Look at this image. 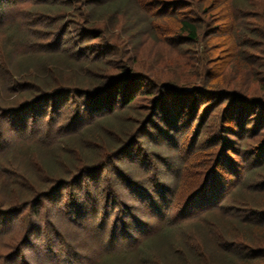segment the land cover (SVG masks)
I'll use <instances>...</instances> for the list:
<instances>
[{"label":"trees","instance_id":"16d2710c","mask_svg":"<svg viewBox=\"0 0 264 264\" xmlns=\"http://www.w3.org/2000/svg\"><path fill=\"white\" fill-rule=\"evenodd\" d=\"M0 41V264L264 261L263 239L242 237L253 253L237 236L264 231V0H0ZM169 64L187 67L181 79ZM219 111L238 143L224 126L204 143ZM213 146L235 180L204 179L185 200L190 165ZM162 149L179 160L169 181ZM39 159L50 182L30 188ZM209 218L225 224L212 232ZM81 223L91 234L77 243Z\"/></svg>","mask_w":264,"mask_h":264},{"label":"rangeland","instance_id":"374dc122","mask_svg":"<svg viewBox=\"0 0 264 264\" xmlns=\"http://www.w3.org/2000/svg\"><path fill=\"white\" fill-rule=\"evenodd\" d=\"M151 11H152V13H154V12L157 13L158 12L157 9L151 10ZM76 23H77V21H76ZM58 27H59V29H61V25H58ZM163 27H165V26H163ZM171 31L172 30H170V32ZM216 40H218L216 42V44H218V46H223V45H221L220 42H225L224 39H223V41H220L219 38H217ZM95 42H100V41H95ZM0 48H1V41H0ZM218 48L219 49H222L221 47H218ZM193 49L196 50L195 48H193ZM154 56H156L155 53L152 54V57H154ZM190 57H192V55H190ZM163 59H164V57L162 58V62L166 61L165 59L164 60ZM0 62H1V56H0ZM183 63H185V62H183ZM218 64H220V63H218ZM229 66H231V64ZM175 67H178L180 69V71L178 72V74H176V73H173V74L177 75L176 76V79H181V75H183L186 72V69H187V67H185L184 65H181V64L178 65V66L177 65H173V66L170 65V66L166 67L167 70H164V71H167V72H172L173 71L174 72L173 68H175ZM229 68L231 70V67H229ZM229 68H228V70L226 72V74H228V75H229ZM231 71L233 73V75H231V76L234 79L236 78L235 80H236L237 86L239 88H242L244 90L247 89V87L251 85L250 84V81H252L253 84L251 85V87H253V89H258V85H257L256 81H254V78H255L254 76L252 77V80H251V78H249L250 75L249 74L246 75L247 73H245L244 71H242V73L241 72L239 73L240 76L237 78V76L235 75V74H237V72H234L233 70H231ZM166 74H169V73H166ZM246 76H248V77L246 78ZM218 113H220V111L214 113V115L216 116V117L214 116L215 118L212 117V115H213L212 113H210V115H211L212 118L205 115V121L203 122V126H204L203 129L206 131V130H208L209 127L210 128L212 127V128L215 129V132L214 133H211L212 135H210L209 138L204 137V139H203L204 143L205 142H212L213 143V141H214L215 142L214 144H216L217 142H219L220 141L219 139H221V138L220 137H216V135L214 136V134L216 132H218L217 131L218 129H219V131H221L222 128H223V126L225 128V131H227V132H224L225 133V136L224 137L227 138L228 141L233 142V143L234 142L238 143L239 141H241V140H239L238 137L236 138V137L232 136L234 133H231V131L241 133L240 132V129H238V126L235 125L234 120L231 118L232 116L231 117L230 116L229 117H226L224 119V122L222 123V119L221 118L219 119L217 117L218 116ZM200 115L197 118V122L200 119ZM125 117H127V118L129 117L127 113L123 115V118L122 119L125 120ZM183 123H186V117H185V120L183 121ZM242 136H241V138H243ZM141 141L144 143L145 147L148 148V150H150L151 153L157 154L156 153L157 152V149H155L153 147V142L151 144H149V141L150 140L148 141L147 138H142ZM220 148L221 147L218 148L216 146H213L212 148L207 149L202 155H200L199 157H197V159L193 162L194 163L193 166H191L192 164L190 165V169H188L189 171H187V174H186L185 179H184V183L181 184V188H180V194H181V196L183 195L182 198H184L186 200V198L188 197V195L189 196L190 195L192 196L194 194V191L193 190L196 187L197 183H198V185L199 184H202V182H203L204 179L205 180L207 179V181L209 180L208 182H210L212 184H214V183L217 184L219 182L220 183L221 182L222 183L224 182V183L228 184L230 182V180H235V176H233V174H231L232 171L229 170V168L226 165V160H224V158L222 156L220 157V155L222 154V151L220 153H218V151L220 150ZM89 149L94 150L95 148L90 147ZM101 149H103V148L101 147ZM232 152L233 151H231V153ZM223 154L226 157L225 154H227V152H225V153L223 152ZM160 155H161L162 160H165L164 163L167 164V165H169L172 168L170 169L169 166H167V165L164 164L163 166H161V168L159 169V172L158 173L160 174L161 177H163V179H166L167 181H169V179L171 178V171L175 169V168H173V165L171 163L174 162L173 161L174 159L178 160L177 159L178 156L174 152H170L169 150H166L165 151L163 149L160 151ZM163 156L166 157V159H164ZM198 158L200 160H198ZM233 158H234L233 160L235 162H238L239 161V159L237 157H233ZM80 159L82 160L83 157H81ZM178 161H177V163H178ZM214 161H216L217 164H216V167L215 168H212V164H213ZM33 164H34V167L31 166V168L29 169V173H24L23 182H25V181L28 182L30 180V183H29V187L30 188H32L31 187L32 185H33V188H38L39 184L40 185L41 184H44V186H45L50 181L49 180H44L43 183H41V181L43 179V175L45 174L44 169L41 168V166H42L41 160L39 159V160H37ZM151 173H153V172H151ZM187 183H189V184L187 185ZM170 186H171V184H170ZM4 195H2V196H4ZM188 199L191 202L190 204H192L194 207H201V206H203V203L204 202H202V200H203L202 199V196L196 195L195 197H193V198L190 197ZM226 219H229V223H230L231 220L232 221L234 220L232 218H225V221H226ZM223 221H224V218H209V222L206 223V225H208L212 229V232H213V230L216 231V230H218L219 226H222V225L225 224V222L223 224ZM130 222H133L135 224V222L133 220H131V218H130ZM251 227H252V229L250 227L249 228L246 227L245 229H242L241 228L242 231H239V233H238L239 235H237V236H239V243L242 244L241 246H243V248H245V249L248 248V249L252 250V252L254 253V249H251L249 247V246H251V244H249V242L246 243L245 241L243 243L242 242L243 241L242 237H245L246 238L248 235L251 234L250 236L256 241V243L254 244V246L256 247L255 249H257L260 244H263V242H260V241H261V239L264 240V231L259 226H257V225H253V226L251 225ZM75 229H76V231H74L75 233H73V235L78 234L77 243H79L81 241V239L83 240V239L89 237V235L91 234V228L88 227V225L87 226H84L83 223H81L80 225H77V228H75ZM185 230H187V232H188V231H190V228L189 227H187V228L186 227H183L182 231L185 232ZM260 233H261V235H260ZM177 237H178V239L179 238H182L181 237V233L179 231H178ZM221 237H223V236L221 235ZM249 240L251 242V239L250 238H249ZM233 241L234 240H231L230 242L233 243ZM225 242H227V246H228L229 245V242L228 241H225ZM236 243H238V242H236ZM78 247L80 248L81 247V244ZM234 248H236V247H233V248L232 247H228L227 248L230 257L231 256H234V255H232V254H234V252H233ZM0 250H1L0 252H6V251H4L5 250L4 248H2ZM260 252H262V251H260ZM159 257H160V254H159ZM94 258H95V256H93L91 260H93ZM159 259H160L159 264L166 263L164 261L161 262V258H159ZM221 259H222V255H220V260ZM221 264H224V263H221ZM238 264H240V263H238ZM254 264H264V261L261 260V259H257L256 262H254Z\"/></svg>","mask_w":264,"mask_h":264}]
</instances>
